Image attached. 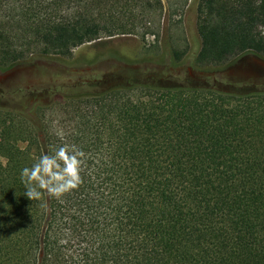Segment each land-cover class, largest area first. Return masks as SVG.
I'll return each mask as SVG.
<instances>
[{
    "label": "trees",
    "instance_id": "1",
    "mask_svg": "<svg viewBox=\"0 0 264 264\" xmlns=\"http://www.w3.org/2000/svg\"><path fill=\"white\" fill-rule=\"evenodd\" d=\"M166 2L0 0V69L84 71L65 63L75 48L122 36L204 75L163 83L144 66L79 92L55 75L45 102L0 91V264H264V82L217 74L246 53L264 61V0H198L191 59ZM65 145L84 153L81 183L29 201L21 169Z\"/></svg>",
    "mask_w": 264,
    "mask_h": 264
},
{
    "label": "rangeland",
    "instance_id": "2",
    "mask_svg": "<svg viewBox=\"0 0 264 264\" xmlns=\"http://www.w3.org/2000/svg\"><path fill=\"white\" fill-rule=\"evenodd\" d=\"M197 4L198 0H187L183 14L180 10L182 5L180 0H170L169 4L165 3L164 8V15L169 19L171 27V43L176 50L186 52L187 59L193 58L199 50L200 42L194 28ZM76 60L87 62L90 65L86 70L80 71L68 69L65 67L66 64L59 65L54 62L38 60L1 68L0 91L19 90L24 92L23 96L26 100L45 102L49 97L52 77L55 75H58V79L55 78L57 80L75 78V81L79 80L83 85L74 89V92H79L81 90H98L118 84L121 77L130 71L145 68L144 66L157 71L161 75L163 83H169L171 79L181 80L192 76L200 79L204 77L203 73L191 69L186 60L174 68L167 69L162 66L160 45L152 38H149L145 43L134 37L122 36L97 40L75 48L72 57L65 63L70 64ZM217 74L223 82V87L231 77L236 76L242 78L246 84L260 85L264 82V61L246 53L219 67ZM90 82L94 85L88 86ZM8 100L12 102L9 98Z\"/></svg>",
    "mask_w": 264,
    "mask_h": 264
},
{
    "label": "clouds",
    "instance_id": "3",
    "mask_svg": "<svg viewBox=\"0 0 264 264\" xmlns=\"http://www.w3.org/2000/svg\"><path fill=\"white\" fill-rule=\"evenodd\" d=\"M84 153L73 146L58 148L54 156L44 154L30 167H24L20 179L24 185V196L29 200H41L46 191L60 198L81 183L79 175ZM58 161L63 162V166Z\"/></svg>",
    "mask_w": 264,
    "mask_h": 264
}]
</instances>
